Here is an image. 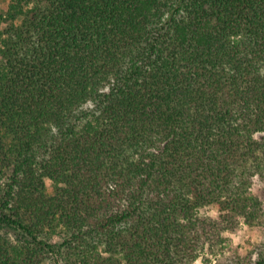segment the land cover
Segmentation results:
<instances>
[{"label": "trees", "instance_id": "trees-1", "mask_svg": "<svg viewBox=\"0 0 264 264\" xmlns=\"http://www.w3.org/2000/svg\"><path fill=\"white\" fill-rule=\"evenodd\" d=\"M0 24V264H264V0H11ZM242 224L262 241L229 254Z\"/></svg>", "mask_w": 264, "mask_h": 264}, {"label": "rangeland", "instance_id": "rangeland-1", "mask_svg": "<svg viewBox=\"0 0 264 264\" xmlns=\"http://www.w3.org/2000/svg\"><path fill=\"white\" fill-rule=\"evenodd\" d=\"M11 3V0H0V11L5 13ZM5 24H0V42L2 39V33L4 31ZM50 189L52 188L51 181L48 180ZM252 192L258 196L264 203V180L260 177H256L254 180V185ZM202 214H207L212 217H218L219 208L216 204L206 206L201 209ZM229 241L227 244V251L229 254L239 252L240 254H246L252 247L253 244L259 243L263 238V228L262 227H251L246 224H242L235 232L226 233ZM56 240H58L56 238ZM50 264V263H49ZM197 264H202L199 260Z\"/></svg>", "mask_w": 264, "mask_h": 264}]
</instances>
